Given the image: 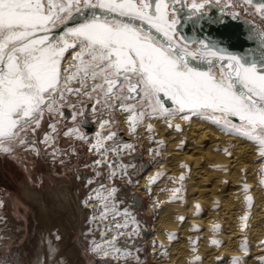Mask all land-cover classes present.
<instances>
[{"label":"snow or ice","instance_id":"snow-or-ice-1","mask_svg":"<svg viewBox=\"0 0 264 264\" xmlns=\"http://www.w3.org/2000/svg\"><path fill=\"white\" fill-rule=\"evenodd\" d=\"M211 2L0 0V151L27 149L39 155L37 145L42 144L45 154L51 150L53 159L58 153L74 152L71 140L87 142L81 125L88 122L90 109L100 117L108 116L97 121L108 131L96 133L90 152L132 149V145H122L116 139L118 132L112 128L117 119L112 113L119 110L128 114L131 133L146 118L157 115L169 118L168 127L179 132L181 127L173 124L172 118L187 121L196 116L218 125L226 134L254 141L264 157V40L258 52L240 55L231 52L223 39L190 42L177 38L181 23V8L177 6L187 7L185 23L191 21L198 27L205 20L220 22L205 11ZM215 2L220 4L221 0ZM240 6V0L225 5L229 9ZM249 6L264 23V0H244L241 10L247 12ZM235 16L238 18L239 13ZM70 49L74 54L65 68L62 61ZM64 109H71V127L60 119L65 118ZM46 114L49 131L40 138ZM233 118L239 124H234ZM152 130L149 124L147 131ZM60 135L69 137L68 149L56 147ZM105 141H112V145ZM101 163L108 161H95L97 166ZM184 178L181 175L179 180ZM244 190L248 191L247 186ZM178 219L181 223L185 220L183 216ZM242 219L247 220V214ZM218 229L215 225L214 231ZM49 235L61 239L58 232ZM174 238L175 233L168 234L169 240ZM115 240L113 237V242L96 245L92 251L106 257L127 255L115 246ZM240 247L247 254L246 240ZM36 264H61L60 254L50 241L43 259L37 254ZM232 264L242 262L234 258Z\"/></svg>","mask_w":264,"mask_h":264},{"label":"bare ground","instance_id":"bare-ground-1","mask_svg":"<svg viewBox=\"0 0 264 264\" xmlns=\"http://www.w3.org/2000/svg\"><path fill=\"white\" fill-rule=\"evenodd\" d=\"M240 5L234 8L261 23L250 6L247 12L241 10L244 0H240ZM261 24L264 27V23ZM73 54L71 49L65 53L63 67H69ZM115 112L118 116L112 128L118 132L116 139L122 145H132V149L97 153V160L108 161L105 163L108 169L106 182L93 183L86 197L81 199V208L91 212L88 220L102 223L100 237L93 235L95 239L92 238L89 245L95 258L113 260V264H232L234 258H239L242 264H261V258H264V244L261 243L264 241V184L261 183L264 157L259 155L258 145L246 137L226 134L218 125L196 116L187 121L179 116L172 118V123L181 127L179 132L168 127L166 120L169 118L157 115L146 118L135 133H131L126 122L128 114ZM89 114L94 115L89 119L94 130L86 134L90 147L96 143L97 132L106 134L108 131L101 129L97 122L108 116L96 117L90 109ZM233 123L239 124V121L233 120ZM149 124L153 126L151 132L147 131ZM108 142L112 145V141L104 143L107 145ZM137 145L146 149L141 162L151 166L140 178L133 180L127 174V163L122 157L131 155ZM109 155L114 160H108ZM95 161L92 162L94 166H101ZM112 172L116 175H110ZM181 175L185 177L183 181L179 180ZM154 177L155 183H150ZM115 179L122 180L121 187L115 186ZM66 188L60 195L54 194L55 209L64 215L63 224L68 223V213L74 210L72 201L75 205L79 201L72 188L69 185ZM121 188L135 192L129 196ZM176 189L180 191L175 192ZM109 190H114L111 195ZM174 193L176 198H173ZM142 196L147 198L143 221L134 208L136 202L142 203ZM44 212L40 213L41 217L49 225L52 221ZM246 214L248 219L243 220ZM180 216L185 218L183 223L178 219ZM215 225H219V229L214 231ZM169 233H175V238L169 240ZM113 237H116L115 246L127 255L106 257L92 251L96 245L113 242ZM245 240L247 254L240 247Z\"/></svg>","mask_w":264,"mask_h":264},{"label":"rangeland","instance_id":"rangeland-1","mask_svg":"<svg viewBox=\"0 0 264 264\" xmlns=\"http://www.w3.org/2000/svg\"><path fill=\"white\" fill-rule=\"evenodd\" d=\"M65 110L68 115L60 119H63L66 126L71 127L74 124L70 119L71 109ZM112 115L118 116L116 112ZM93 116L89 114L87 118L92 119ZM96 117L100 116L96 115ZM47 118L46 114L39 133L40 138L43 137L44 132L49 131ZM82 131L84 132L83 129ZM69 142V137L60 135L56 147L68 149ZM71 144L74 152L70 150L67 155L58 153L55 159L51 156V150L45 154V146L42 144L37 145L41 149L39 155L27 149H18L15 153L0 151V264H36L37 254L43 259V253L47 250L49 241L52 245H56L61 264H95L94 260L98 261L96 264H113V260L95 258V255L90 252L89 245L92 238L95 239L93 235L100 237L102 223L88 220L91 212L81 208V199L86 197L92 186L99 180L102 183L106 182L107 165L101 163V166L96 167L92 164L99 158V154L90 152L87 142L73 139ZM109 144L111 142L107 143ZM145 150V147L137 145L131 155L122 157V161L127 163V174L131 175L130 178L133 180L140 178V175L151 166L141 162V156L146 154ZM61 156H63V162H61ZM113 158L109 155L107 159L114 160ZM130 163H133L131 168ZM138 173L139 176H136ZM93 176L96 177L88 182L87 180ZM121 181L115 179V186L121 187ZM67 184L75 192L79 203L77 202L76 206L72 201L74 213L70 211L68 223L63 224L64 215L60 210L55 209L54 197L60 195L68 187ZM121 189L129 196L135 192L133 189ZM136 194L141 196V193ZM142 198V203L136 202L137 206L134 208L139 219L143 221L146 219L147 198L144 196ZM41 210L47 213L52 223L47 225L43 221ZM54 232H58L61 236L59 241L55 239V236L49 235ZM42 236L47 237L46 243L42 240ZM79 236H81L80 244Z\"/></svg>","mask_w":264,"mask_h":264},{"label":"water","instance_id":"water-1","mask_svg":"<svg viewBox=\"0 0 264 264\" xmlns=\"http://www.w3.org/2000/svg\"><path fill=\"white\" fill-rule=\"evenodd\" d=\"M188 2L190 3L191 0H188ZM197 2H200V0H197ZM230 3V0H224L223 4H217L215 0H212L210 5L206 6L205 11L213 20H219L220 22L208 23L205 20L198 27L194 26L191 21L185 23L184 17L189 14L188 8L178 5L177 7L181 8L178 13V19L181 23L177 26L179 32L177 38H187L190 42L206 38L223 39L227 41V48L233 53L243 55L248 52H258L259 46L264 40V35H261L264 33V28L258 21L242 14L238 9L226 8L225 5ZM236 13H239L238 18L235 16ZM56 31L59 32L60 30L57 29ZM195 46L193 43L192 47ZM67 115L68 112L65 110V116ZM233 120L237 119L233 118ZM87 121L86 124L81 125V128L86 134H90L93 132L94 127L88 118ZM78 243H81V236L78 237ZM94 262L95 264L98 263L96 260Z\"/></svg>","mask_w":264,"mask_h":264},{"label":"built area","instance_id":"built-area-1","mask_svg":"<svg viewBox=\"0 0 264 264\" xmlns=\"http://www.w3.org/2000/svg\"><path fill=\"white\" fill-rule=\"evenodd\" d=\"M253 13V15L256 17V18H258V20H260V18L255 14V12L253 11L252 12ZM247 16V15H246ZM249 17V16H248ZM251 18V17H250ZM253 19V18H252ZM254 20H256V19H254ZM257 21V20H256ZM259 22V21H258ZM260 23V22H259ZM261 24V23H260ZM262 25V24H261ZM263 27V26H262ZM264 28V27H263Z\"/></svg>","mask_w":264,"mask_h":264}]
</instances>
